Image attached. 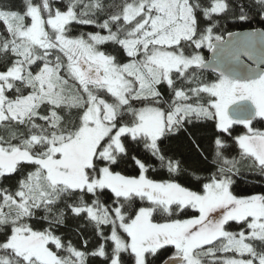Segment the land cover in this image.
<instances>
[{
  "label": "snow or ice",
  "instance_id": "obj_1",
  "mask_svg": "<svg viewBox=\"0 0 264 264\" xmlns=\"http://www.w3.org/2000/svg\"><path fill=\"white\" fill-rule=\"evenodd\" d=\"M0 264H264V0H0Z\"/></svg>",
  "mask_w": 264,
  "mask_h": 264
}]
</instances>
